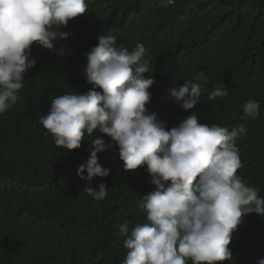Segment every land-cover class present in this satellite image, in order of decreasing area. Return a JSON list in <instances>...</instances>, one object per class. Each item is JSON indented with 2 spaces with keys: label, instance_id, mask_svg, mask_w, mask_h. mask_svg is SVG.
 <instances>
[{
  "label": "trees",
  "instance_id": "trees-1",
  "mask_svg": "<svg viewBox=\"0 0 264 264\" xmlns=\"http://www.w3.org/2000/svg\"><path fill=\"white\" fill-rule=\"evenodd\" d=\"M85 2L87 12L59 28L71 35L55 41L53 50L33 43L36 64L25 73L20 99L0 114V264H123L128 250L119 225L127 221L131 229L146 218L141 197L155 188L146 167L124 170L113 146L98 153L109 175L82 179L77 167L87 160L93 137L86 133L79 148L67 150L39 123L52 99L92 87L83 53L108 28L129 50L137 43L147 48L144 75L158 81L149 89L146 108L167 128L192 112L203 124L229 130L245 125L246 134L237 141L242 163L237 174L264 197V0H175L168 7L161 0ZM199 72L206 79L195 81L201 97L184 110L165 87L193 81ZM220 87L228 95L209 100ZM249 99L259 102V114L241 120ZM101 182L107 189L103 200L84 192V186ZM229 248L232 260L217 264H255L264 255V217L244 215Z\"/></svg>",
  "mask_w": 264,
  "mask_h": 264
},
{
  "label": "clouds",
  "instance_id": "clouds-1",
  "mask_svg": "<svg viewBox=\"0 0 264 264\" xmlns=\"http://www.w3.org/2000/svg\"><path fill=\"white\" fill-rule=\"evenodd\" d=\"M175 0H161L162 7ZM191 6V5H190ZM88 10L85 0H0V114L19 99L25 73L36 64L31 46L53 50L54 42L71 33L61 26ZM115 29L97 35L98 43L83 53L86 81L92 87L85 93H65L52 99L39 123L54 137L58 147L77 149L92 136L77 175L91 181L106 177L110 169L99 163L98 153L113 146L124 170L146 167L153 191L141 197L145 220L131 229L127 221L119 225L127 253L123 264H217L231 261L232 232L246 214L264 217V197L248 186L237 170L242 167L237 141L246 134L245 125L231 130L219 124L198 122L192 112L176 126L167 128L151 100L158 78L149 72L147 48L137 43L132 49L120 44ZM161 82L166 78L159 76ZM203 72L193 81L168 85L167 95L184 110L193 109L201 97ZM97 89H100L98 91ZM228 90L215 88L208 99L225 97ZM259 102L249 99L243 105L241 120L255 118ZM95 135L93 136V134ZM104 134L113 143H106ZM86 172V176L82 173ZM84 192L103 200V182L88 184ZM255 264H264V255Z\"/></svg>",
  "mask_w": 264,
  "mask_h": 264
}]
</instances>
